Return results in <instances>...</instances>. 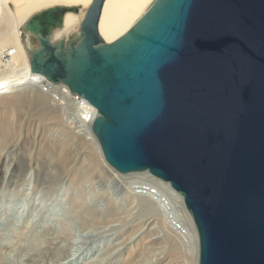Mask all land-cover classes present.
<instances>
[{
  "label": "water",
  "instance_id": "water-1",
  "mask_svg": "<svg viewBox=\"0 0 264 264\" xmlns=\"http://www.w3.org/2000/svg\"><path fill=\"white\" fill-rule=\"evenodd\" d=\"M94 0L80 35L66 11L26 23L30 65L97 109L91 130L116 172L148 171L184 199L198 264H264V0H153L105 42Z\"/></svg>",
  "mask_w": 264,
  "mask_h": 264
},
{
  "label": "rangeland",
  "instance_id": "rangeland-1",
  "mask_svg": "<svg viewBox=\"0 0 264 264\" xmlns=\"http://www.w3.org/2000/svg\"><path fill=\"white\" fill-rule=\"evenodd\" d=\"M25 35L30 52L36 37ZM20 89L13 95L22 100L0 106V264H193L187 242L166 241L161 221H150L162 211L166 222V210L155 200L153 211L139 208L132 178L111 171L75 125V104L64 101L66 109L33 86ZM143 221L154 229L135 247ZM43 228L53 230L38 238L43 249L23 259L25 239Z\"/></svg>",
  "mask_w": 264,
  "mask_h": 264
},
{
  "label": "bare ground",
  "instance_id": "bare-ground-1",
  "mask_svg": "<svg viewBox=\"0 0 264 264\" xmlns=\"http://www.w3.org/2000/svg\"><path fill=\"white\" fill-rule=\"evenodd\" d=\"M152 1L153 0H106L98 22L100 36L104 39L105 42H112L118 39L120 36L126 33L134 25V23L146 12ZM93 3L94 0H0V106L1 107L3 104L9 105L16 101L22 100L21 97L19 96L14 97L13 95L16 94L15 92L21 90L20 87L33 86L40 90L39 84L47 81V79L44 76L38 73H34L31 70V65H30L31 55L30 52L28 51V47L26 44V35H25L27 21L38 12L46 10L49 7H54L57 5L66 6V7L77 6L78 11H71V10L66 11L64 15L63 25L53 28L52 30V35H51L52 42H56L62 38H65L66 41H70L71 39L80 35L81 24L85 19L89 8L92 7ZM53 87H55L53 89L60 96L63 103L64 101H66L75 104L76 111L73 112V118H76L77 123H82L80 124V126H78L81 130H84L85 132H87V134H89V136L91 135L93 137V140L95 141V145L93 141V146L97 149L101 159H103L104 157L101 148L99 146V143L91 130V124L95 115L97 114V109L94 106H89L88 104H85L80 99L77 100V98L73 96V94H70L72 92L70 91L67 85L58 83V84H54ZM17 88H19L20 90ZM40 92L48 95V93L44 92L43 90L42 91L40 90ZM10 95H12L11 97L13 98H11ZM52 99L55 100L54 98ZM78 113L80 114L79 119H78L79 116ZM105 164L108 166V168L111 171L115 172V170L110 165H108V163L105 162ZM122 176L124 177L126 176L129 178H133V177L148 178L146 180H149L150 183H153L161 193H163L166 197L169 198L170 202L174 207L172 213L176 214L178 220L180 221L184 229L183 235L174 231V229L170 227L169 223L167 224L168 219L170 218L169 215L170 213L167 211H166V215H167L166 222H163L164 220L163 221L161 220L163 218L162 211H159L160 216L158 218L157 217L154 218L153 216H151L153 217L152 218L153 220L151 219L150 221L152 222L154 221L153 225L155 228H157L156 227L157 223L155 221L157 219L161 221L160 231L164 232L167 235L166 241L171 239L173 243L176 242L178 238L184 241V243L186 241L187 244L185 245L186 246L185 251L187 254H189V256L187 257L188 258L193 257V264H198L199 261L198 233L194 221L192 219V216L185 207L183 197L171 187L169 182L164 181L152 175L148 171L122 174ZM135 193L141 199V200L138 199V202L136 204L139 208H141L144 205V208L150 211H153L155 209L154 202L157 200L153 196L141 194L139 192L138 193L135 192ZM71 212H70L71 216H74V218L77 219H81V216H78V214H74ZM74 221L77 220L75 219ZM83 221L85 222L84 219ZM151 225L152 224L149 221L147 223L144 221L140 223L139 228L137 229V231H135L137 233L134 239V241L136 240V242L134 243L135 247L139 246L138 243L144 240L148 236V232L150 230L154 229L153 227L150 228ZM43 232L49 234V233H53V230L51 228H47L46 230H44L43 228L40 232L36 230V232H34L25 239L24 241L25 244L23 245V250H22L23 259L27 258L26 256L32 254L33 252L34 253H36V251L41 252L40 250L43 249V244L41 243V240L38 241V238H43ZM181 240H179L180 241L179 243H182ZM147 244H149V246L147 245L148 247L151 246L150 243ZM60 247L61 246L55 248V252L60 250ZM49 249L50 248L46 250L45 248L44 251H48ZM115 249L118 250L116 248V245H115ZM131 252L132 250L130 251V254ZM140 253L141 256L142 255L145 256V254H143L145 253V249L141 250L139 248L136 250V254H140ZM133 261L134 259H132V262Z\"/></svg>",
  "mask_w": 264,
  "mask_h": 264
},
{
  "label": "built area",
  "instance_id": "built-area-1",
  "mask_svg": "<svg viewBox=\"0 0 264 264\" xmlns=\"http://www.w3.org/2000/svg\"><path fill=\"white\" fill-rule=\"evenodd\" d=\"M53 83L49 82L48 80L45 82H42L41 84H39V88L40 90L47 92L48 95H51L57 102H59L60 104L63 105V107H65L66 109H68L66 106H64L62 100H60V96L57 94V92L53 89L55 87H53ZM73 94V93H70ZM73 96H75L77 98V100H82L85 104H88L89 106H92L85 98L81 97L80 95L77 94H73ZM79 114V113H78ZM71 119L73 120V122L75 123V125L78 127L80 126V124L82 123H77L76 118H73L72 113H70ZM80 118V114L78 116V119ZM79 128V127H78ZM150 177V176H148ZM148 178H138V177H133L132 178V182L134 184L133 187V191L136 190V192H139L141 194H145V195H151L153 196L161 205V207L163 209H165L167 212H169L170 214V218L168 223L170 224V227L172 229H174V231L180 233L183 235L184 233V229L180 223V221L178 220L176 214L172 213L173 212V205L170 202L169 198L166 197L163 193H161L157 187H155V185L153 183H150L149 180H146Z\"/></svg>",
  "mask_w": 264,
  "mask_h": 264
}]
</instances>
